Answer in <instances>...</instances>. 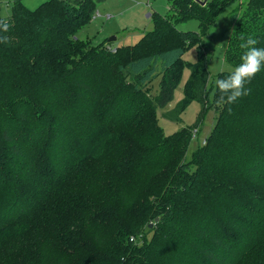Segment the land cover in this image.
Instances as JSON below:
<instances>
[{
	"label": "trees",
	"instance_id": "obj_1",
	"mask_svg": "<svg viewBox=\"0 0 264 264\" xmlns=\"http://www.w3.org/2000/svg\"><path fill=\"white\" fill-rule=\"evenodd\" d=\"M102 1L12 0L9 17L0 11V264H264V71L227 103L209 85L202 38L235 0H175L181 19L156 13L151 31L116 51L76 36ZM188 18L200 32L178 28ZM234 20L232 67L238 37L264 46V0ZM193 47L197 60H185ZM186 67L169 117L193 101L195 125L217 112L190 159L195 125L167 134L159 120Z\"/></svg>",
	"mask_w": 264,
	"mask_h": 264
},
{
	"label": "rangeland",
	"instance_id": "obj_2",
	"mask_svg": "<svg viewBox=\"0 0 264 264\" xmlns=\"http://www.w3.org/2000/svg\"><path fill=\"white\" fill-rule=\"evenodd\" d=\"M47 0H23L29 8H36ZM204 1V0H202ZM209 0H206L208 2ZM12 0H2L0 11L3 17L11 15ZM192 1L190 0V3ZM206 2L203 4L205 5ZM248 0H235L231 6L225 8L217 17L215 22L204 34L203 47L208 54V68L210 72L209 85H211L219 72L232 70V65L225 61V50L228 40L234 30L235 13L238 9H243ZM202 4V3H201ZM97 11L100 13L93 20L80 29L77 37L90 44L107 42L108 49L116 51L120 45H135L139 40L154 28V15L161 13L169 16L172 21H177L182 14L179 4L175 0H104L98 3ZM109 14L112 16L109 17ZM177 23L178 28L184 31L200 32V21L197 18H188ZM203 34V33H202ZM113 41H108L112 37ZM184 59L195 62L197 60V48L193 47L184 54ZM222 69V70H221ZM191 70L185 68L183 78L174 93V99L164 108L159 110V120L161 126L167 134L180 130L184 126L193 127L199 118L202 110V103L193 101L187 109L181 114L180 118H170V112L176 107L177 103L184 97V85L188 79ZM161 76L150 84L152 95H156L160 90ZM217 112L214 107L208 109L203 121L195 125L198 129V138L194 139L188 149V158L190 159L194 150L202 143L211 131ZM149 225L154 226V221ZM151 228V227H150ZM147 225L135 237L143 242L145 235L150 236Z\"/></svg>",
	"mask_w": 264,
	"mask_h": 264
},
{
	"label": "clouds",
	"instance_id": "obj_3",
	"mask_svg": "<svg viewBox=\"0 0 264 264\" xmlns=\"http://www.w3.org/2000/svg\"><path fill=\"white\" fill-rule=\"evenodd\" d=\"M8 25L0 22V31H7ZM6 38H0V41ZM239 44L242 53L239 63L234 65L232 70L222 78H216L214 84L216 89L222 93V99L227 103H234L240 97L247 96L251 88L246 87L257 73L264 71V46H257L258 40L251 35L240 36ZM222 70V69H221Z\"/></svg>",
	"mask_w": 264,
	"mask_h": 264
},
{
	"label": "built area",
	"instance_id": "obj_4",
	"mask_svg": "<svg viewBox=\"0 0 264 264\" xmlns=\"http://www.w3.org/2000/svg\"><path fill=\"white\" fill-rule=\"evenodd\" d=\"M100 13L98 12L97 15H99ZM197 133H198V129H194L193 131V138H197ZM206 142V138L202 140V144H204Z\"/></svg>",
	"mask_w": 264,
	"mask_h": 264
},
{
	"label": "water",
	"instance_id": "obj_5",
	"mask_svg": "<svg viewBox=\"0 0 264 264\" xmlns=\"http://www.w3.org/2000/svg\"><path fill=\"white\" fill-rule=\"evenodd\" d=\"M197 1H199V2H202V4H204L205 2H206V0H204V1H202V0H197ZM116 39V37H112L111 39H109V41H113V40H115ZM159 218H157L156 219V221L158 220ZM150 227H152V225H150Z\"/></svg>",
	"mask_w": 264,
	"mask_h": 264
},
{
	"label": "crops",
	"instance_id": "obj_6",
	"mask_svg": "<svg viewBox=\"0 0 264 264\" xmlns=\"http://www.w3.org/2000/svg\"><path fill=\"white\" fill-rule=\"evenodd\" d=\"M112 16L111 14H109V17Z\"/></svg>",
	"mask_w": 264,
	"mask_h": 264
}]
</instances>
